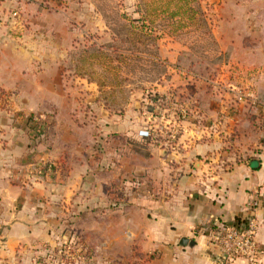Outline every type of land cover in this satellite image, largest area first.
Segmentation results:
<instances>
[{"label": "crops", "instance_id": "0c3cea01", "mask_svg": "<svg viewBox=\"0 0 264 264\" xmlns=\"http://www.w3.org/2000/svg\"><path fill=\"white\" fill-rule=\"evenodd\" d=\"M53 1L27 6L23 24L10 17L16 0H0V264L54 259L72 226L93 256L81 240L71 264H216L211 235L241 225L253 200L264 264V0L199 1L211 62L154 31L140 56L163 74L133 120L103 104L94 80L70 73L74 39L114 36L97 0ZM239 91L257 104L238 102ZM145 128L160 132L157 143L138 137Z\"/></svg>", "mask_w": 264, "mask_h": 264}, {"label": "rangeland", "instance_id": "374dc122", "mask_svg": "<svg viewBox=\"0 0 264 264\" xmlns=\"http://www.w3.org/2000/svg\"><path fill=\"white\" fill-rule=\"evenodd\" d=\"M140 1L143 0H97L96 8L104 18L101 24H104L110 30V33L116 36V39L110 34L109 36L89 35L84 40L81 39V41L74 39L71 58H69L71 65L77 66L76 72L70 71V73L83 75L88 79L94 80L101 93L100 96L107 99L104 100L106 101L105 103L102 101L103 104L110 106L117 112L118 116L126 117L127 120L129 118L133 120L137 116V112L140 110L139 105L142 104V96L151 87L152 81L155 82V78L163 74L160 66L151 64L140 56L142 52L148 50L147 47L154 45L155 34H152L150 38L130 36V34L142 35L132 28L133 25H130L132 19L139 18L136 11L140 6ZM145 3H148V0ZM158 6L159 4L150 5L149 8H144V11L156 10ZM199 6L200 11L203 13L202 17L197 15L196 21L189 20L187 17L182 21H179V19L171 21L167 15H162L157 10L156 13L150 15L151 17L156 14L155 21L153 24L149 23V26L155 31H164L169 34L174 32L180 45L195 48L196 52L194 54L197 55V58L211 62V60L215 59V54L212 53L214 42L209 34L210 27L206 20L205 12L202 5ZM172 7L170 5L169 9H172ZM139 25V23L135 24V26ZM204 49L208 53H204ZM95 52V57L89 55ZM183 58H185V61L189 59L186 55ZM135 104L137 105L135 106ZM134 107L137 108L136 111ZM87 218H82V222L87 223ZM69 231L72 235V241L69 245L71 250L75 248L77 243L79 245L81 240L85 243L84 233L82 234L80 230H77L76 226H72ZM82 248L85 255L87 251L92 250L86 243L85 246L82 245ZM91 263L109 264L99 260L95 262L92 260ZM120 263L122 262L115 261L112 264Z\"/></svg>", "mask_w": 264, "mask_h": 264}, {"label": "built area", "instance_id": "2783aa9c", "mask_svg": "<svg viewBox=\"0 0 264 264\" xmlns=\"http://www.w3.org/2000/svg\"><path fill=\"white\" fill-rule=\"evenodd\" d=\"M53 0H16L14 11L10 13V17L18 19L21 23L26 24L25 8L29 5H41L50 7ZM3 97V96H2ZM236 100L238 102L246 101L251 106L257 104V100L250 92H237ZM264 111V103H261ZM160 108L158 107V111ZM261 129L264 131V118L261 121ZM177 132L170 133V137L174 138ZM138 137L149 139L153 143H157L160 138V132L156 129L145 128L138 132ZM251 215L237 227L221 228L215 231L210 239L211 242L218 246L221 251V258L216 264H231L238 258L247 260L249 264H257L258 251L255 243V236L258 228V222L255 217V211L259 207V202L253 200L250 202ZM71 241L61 244L57 247L54 259L44 261L43 264H51L57 261L58 264H71L75 260L72 255ZM73 262V261H72Z\"/></svg>", "mask_w": 264, "mask_h": 264}, {"label": "trees", "instance_id": "16d2710c", "mask_svg": "<svg viewBox=\"0 0 264 264\" xmlns=\"http://www.w3.org/2000/svg\"><path fill=\"white\" fill-rule=\"evenodd\" d=\"M145 1L146 0L139 2L140 6L138 7V10L136 11V14L139 15V18L138 19H132L130 21V23H131L130 25H133L132 28L134 30L138 31L139 33H141L142 35L132 34L131 35L132 37L138 36V38H150L152 36V34L155 30L150 28L149 23L153 24V22L155 21L154 19H155L156 14L151 16L152 18L150 17V15H152L153 13H156L157 10H159L160 13H162V15H167L168 19H170L171 21H176V19H179V21H182L185 17H187V19H189V20L196 21L197 15L201 16L203 13L200 11V6H199L200 3L198 0H148V3H145ZM156 4L157 5L159 4V6L156 8V10L152 9L149 11L148 10L144 11V8H146V7L149 8L150 5H156ZM160 4H161V7H160ZM170 5L173 6L172 9H169ZM150 11H151V14H150ZM138 23L140 25L135 26V24L137 25ZM170 33L174 34V32H170ZM97 53H98V51H97ZM95 54H96V52L93 54H89V55H92L95 57ZM33 132H34L35 137H40L44 133V128H42V126L36 125V126H34ZM136 184H137V182L134 179H131L128 182H124L123 187L126 188L127 191L130 193L136 192V189H135ZM118 198H119V200L120 199L125 200L126 197L123 198V195H120ZM118 198H116L117 200H115L116 204H119ZM91 255L92 254H91L90 250L87 251L86 256L90 258Z\"/></svg>", "mask_w": 264, "mask_h": 264}]
</instances>
